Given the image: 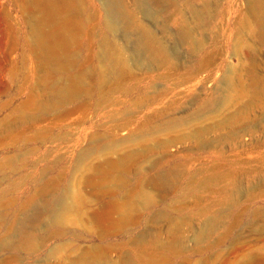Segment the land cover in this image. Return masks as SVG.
I'll use <instances>...</instances> for the list:
<instances>
[{
  "label": "bare ground",
  "instance_id": "1",
  "mask_svg": "<svg viewBox=\"0 0 264 264\" xmlns=\"http://www.w3.org/2000/svg\"><path fill=\"white\" fill-rule=\"evenodd\" d=\"M24 1L26 30L13 28L15 47L32 52L47 68L39 66L46 69L42 73L39 69L42 76L36 83L37 93L9 125L27 123L35 111L62 110L82 94L96 93L100 86L117 84L122 75L125 79L121 83L129 87L134 71L163 73L160 77H150L142 100L161 98L163 103L167 102L146 116L135 134L130 133L132 146L125 147L127 140L98 138L77 157L75 166L84 175L86 185H93L97 191L114 187V194L106 193L111 202L102 205L104 195L98 196L100 201L91 199L76 179L67 182L65 187H61L64 178L59 175L43 181L30 199L26 198L20 217L10 223L8 232L0 238V249L35 251L47 236H60L70 226H81L91 232L99 226L104 232L98 236L104 238L110 228L112 232L138 222L142 229L131 240L134 251L121 254L120 264H178L180 260H176L188 252L201 259H188L187 264H216L209 253L220 250L230 238L220 232L225 217L236 210L241 198L248 197L253 202L260 197L264 186L263 160L243 161L251 167L252 174L250 179H241L229 172L233 161H213L189 173L186 160L156 156L162 152L167 157L169 147L187 140L197 143L200 150H221L225 145L240 144L244 136L263 133L264 0H225V7L221 5L223 0H99L105 11L106 32L95 44L91 39L94 46L82 38L84 23L95 17L94 13L88 18L84 16L86 0ZM231 8L235 10V17H228ZM218 22L230 29L226 49L207 44L206 32ZM220 53H228L239 67L232 61L222 65L221 77L206 97L195 93L180 98L177 90L194 82L200 74L206 72L211 79L216 73L212 66L220 59ZM167 70L176 71L169 76L165 73ZM168 76L172 80H164ZM159 81L172 87L170 92H175L171 97L168 90L159 89ZM132 91L129 87L125 95ZM114 93L99 97L94 105L109 102ZM259 109L260 117H254ZM131 115L132 112L121 113L116 128L124 130ZM183 127L186 129L180 132ZM167 132L178 135L168 134L164 140L157 139V135ZM252 141L264 147V133L260 139L252 137ZM176 201L183 205L171 207ZM99 203L101 207L97 206ZM195 203L203 204L198 212L192 209ZM94 205L97 207L91 212L86 210ZM146 212L150 215L144 217ZM250 216L255 221L263 220L264 207L253 209ZM239 218L245 222L246 216L241 214ZM3 219L0 212V224ZM161 221L169 226L172 241L168 243H163L150 228V223ZM186 232L191 235L186 236ZM212 238L215 241L207 243ZM191 242L193 247L189 245ZM59 252L60 249H54L53 254ZM251 252L243 255L238 264H264V249L254 248ZM106 253L94 244L78 249L70 262L114 264Z\"/></svg>",
  "mask_w": 264,
  "mask_h": 264
},
{
  "label": "rangeland",
  "instance_id": "2",
  "mask_svg": "<svg viewBox=\"0 0 264 264\" xmlns=\"http://www.w3.org/2000/svg\"><path fill=\"white\" fill-rule=\"evenodd\" d=\"M210 1L212 2L213 0ZM86 2L84 16L87 17L92 13L95 15V17L93 16L94 18L88 16L90 17L88 22L86 21L84 23L85 28L82 38L90 45L92 41L95 44L97 40H100L106 32L104 28L105 11L99 0H86ZM23 3H25L24 0H0V212L4 215V219L0 224V238L4 237L8 232V227L20 217L21 208L28 201L26 198L28 197L27 199H30L36 192V188L43 184V181L45 183L48 180L56 179L58 175L64 178L61 187H65L67 182L69 183L71 180L76 179L78 182L81 181L86 195L91 199L96 200L98 198L100 201L99 197L104 195L102 198H105L103 200L105 203H102V205L107 204L108 201L111 202L110 196L116 192L114 187H106L105 190L107 191L104 189L97 191L93 185H86L84 175L82 176V174L78 173L75 166L77 157L89 143L91 144L93 140H97L98 138L111 137L117 141L127 140L125 147L132 146L133 141L129 138L130 133L136 132L138 124L146 116L160 110L164 106V103L167 102V100H164L163 103L161 98H158V101L152 98L142 100L147 90L146 88L149 85L150 77H160L163 73L161 74L159 71H155L149 74L142 71H134V75L130 77L129 83L130 91H132L131 88H134L130 93L131 95H125V91L129 87L121 83L125 79L124 75H122L118 78L117 84L100 86L96 93L91 92L88 95L82 94L76 101L66 105L62 110L53 112L35 111L32 112V118L27 123L24 122L23 124L21 122V124L18 123L19 125H9L13 123L14 116H17L21 109H25L29 99L37 93L36 83L40 76H42L41 73L47 68V66L41 65L38 62L37 56L32 52L25 50L23 47H21V50H17L15 47L13 28L22 29V31L26 30L24 25L27 19L25 18L27 13L25 12V4ZM221 5L225 7V0L221 1ZM234 11V8H231L228 12V17L229 15L230 17H235ZM229 30L227 24L218 22L206 32L207 44L214 47L223 46L226 49L231 37ZM93 44L92 46H94ZM182 52H185V50L182 49ZM230 58L228 53H220V59L212 66V68L216 69V73L211 79L208 78V73L206 72L200 74L194 82L182 86L177 90L180 93L179 97L187 98L195 95V93H198L197 95L202 94L201 96L206 97L220 79L221 71L219 68L222 65H227L232 61L234 66L239 67V63L233 58ZM222 60L224 61L223 63H221ZM39 66L46 68L43 70ZM39 69H41V73ZM175 71L167 70L165 73L170 76ZM169 76L164 78V80H172ZM158 86L163 91L168 90V93L172 88L162 81H159ZM110 92L115 93L111 96L112 99L109 102L102 105H94L99 97H105ZM174 92H170L168 97H171ZM100 94L101 96H99ZM142 101H145L144 103L146 104H141ZM125 104L128 105L124 106ZM130 112H132L131 116L133 117L129 125L127 124V127L125 126V131L123 129L118 130L116 125L121 119V113ZM179 112H182V110ZM257 113L261 115L262 112L259 109L254 113V117H260ZM185 129L186 127H183L180 132ZM263 133H254L251 137L244 136L240 144L225 145L221 150H200L197 143L193 144L187 140L182 143H175V145L169 147L166 152L167 157L161 152L156 158L170 160L178 157L177 159L186 160L187 171L189 173L195 171L196 168L200 169L203 165H207V163L213 161L216 163V161L220 162V160L225 159V161H233L235 164L229 168L231 175L240 177L241 179H244L243 177L250 179L252 174L250 171L251 167L246 164L244 165L243 161L255 162L260 159L263 160L261 170L264 172V147L260 143H257V141H252V137L254 140L256 138L260 139ZM168 134L170 137H176L178 135L175 132L161 133L157 135V139L164 140ZM240 172L241 174H238ZM197 174L200 175V172H197ZM152 186L149 187L153 189L154 186ZM262 188L259 198L253 202V199L250 200L248 197L241 198V203L235 208L236 210L225 217V224L220 232L225 233L230 238L220 247V250L217 249L216 251L210 252L212 255L209 253L211 259L216 260V264H238L239 259L245 254H250L249 252L254 248L264 249V219L255 221L250 216L253 209L264 207V186ZM110 190L113 191L110 192ZM106 193H110V196H107L108 194ZM100 204L97 206L101 207ZM182 205V202L176 201L171 207L176 208ZM202 205L195 203L192 209L198 212L202 209ZM97 206H88L86 210L91 212ZM240 213L246 216L245 222H243L242 218H239ZM143 215L147 217L150 214L146 212ZM138 224L140 223L131 222L130 225L128 224V227L122 228L123 230L119 228L112 232L110 228V232L104 238L98 236L99 234L101 235V232L102 234L104 232L99 226H97V232L96 230L91 232L81 226H70L60 236H47L48 239L45 238L41 247L35 251L15 252L0 249V264H71L70 261L75 257L78 249L89 248L94 246V244L101 246L104 253L109 250L106 253L107 255H105L110 260L113 259L114 264H120L121 254H130L134 251L131 240L142 229L140 227L141 224ZM150 228L163 243L172 241V236L169 234V226L166 221L150 223ZM119 230L120 232H118ZM74 231L77 232L75 233ZM187 235L190 236L191 234L189 235L186 232ZM212 240L215 241L212 238L207 243L212 242ZM60 244L61 246H59ZM189 245L192 246V242ZM110 246L113 247L110 248ZM54 249H60V252L53 254ZM52 256L54 257L52 258ZM14 258L16 261H14ZM43 259L44 261H41ZM188 259L198 261L201 257L188 252L176 261L180 260L178 264H187Z\"/></svg>",
  "mask_w": 264,
  "mask_h": 264
}]
</instances>
